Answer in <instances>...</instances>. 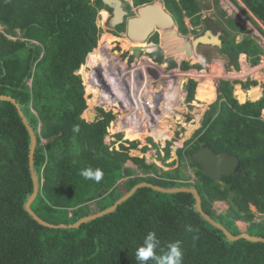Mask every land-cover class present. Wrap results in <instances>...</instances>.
<instances>
[{"label":"trees","instance_id":"obj_1","mask_svg":"<svg viewBox=\"0 0 264 264\" xmlns=\"http://www.w3.org/2000/svg\"><path fill=\"white\" fill-rule=\"evenodd\" d=\"M153 1L133 0V5L138 7ZM162 1L183 34H199L198 29L187 27L184 18L199 24L201 10L205 8L202 0ZM242 1L264 24V0ZM127 5L131 11L132 5ZM102 8L111 12V7L102 0H0V95L15 100H0V264H138L135 251L149 232H155L159 240L157 255L166 252L170 243L179 242L182 264H264V241L245 237L231 240L200 213L196 197L190 191L167 192L142 185L114 210L74 226L85 216L112 207L138 184L149 182L164 188H196L204 211L234 235L243 233L237 222L245 221L249 224L248 234L264 237V120L261 118L264 94L256 101L244 103L234 95L237 84L249 89L259 82L251 78L219 79L218 99L202 116L187 148L177 149L180 162L187 156L194 168L193 182H187L191 177L183 175L178 167L160 170L157 163L147 161L145 156H131V145L121 143L118 149L110 148L104 138L116 115L111 109L107 111L106 106V111L100 108L101 114L98 113L95 121L82 117L88 97L80 77L76 76V70L96 48L104 31L97 23ZM236 28L246 32L240 25L236 24ZM125 30L122 24L113 31ZM224 32L227 38L224 37L220 51L228 59V70L231 66L239 70L241 53L252 62H259L264 48L254 36L245 33L237 41L227 27ZM153 39L159 40L157 32ZM152 53L157 55L156 61L162 60L160 48ZM107 57L111 59L109 53ZM97 59L93 51L88 63L94 62L92 68L100 75ZM102 60L104 66L111 63ZM145 60L152 66L150 59ZM121 73L124 72L116 77ZM91 83L88 86L91 94L97 91V85L103 84ZM196 84L190 79L186 87L190 97L188 108L199 107L204 101L209 103L216 96L215 86L207 81L195 95ZM175 86L183 93L181 82ZM117 91L115 99L125 101L119 107L133 105V99L125 97L122 90ZM238 91L243 98L242 90ZM99 94L106 97L102 88ZM172 104L168 102L167 106L171 107L156 111L153 122L161 114L172 112L175 109ZM144 109L149 111L147 105ZM21 111L37 138L33 167L39 190L31 209L44 221L57 226L39 222L26 208L34 192L30 164L32 136ZM129 114L128 111L115 123L118 128L122 125V131L115 133L114 142H121L123 129L133 122ZM147 122L146 129L143 125L142 130L127 132L125 136L129 134L128 139L135 144L147 140L158 145L155 139H160L162 145L168 138L167 129L156 133L152 131V122ZM170 143L164 147L167 158L171 153ZM204 144L215 152L236 154L241 172L220 179L206 174L192 158V153ZM148 149L144 147L143 151ZM129 160L143 174L129 166ZM88 167L102 169L103 179L100 182L84 179L80 172ZM218 201L228 203L226 212L218 213L214 209ZM91 203L96 210H92ZM251 205L262 215L261 221L255 220ZM147 264L156 262L149 260Z\"/></svg>","mask_w":264,"mask_h":264},{"label":"rangeland","instance_id":"obj_2","mask_svg":"<svg viewBox=\"0 0 264 264\" xmlns=\"http://www.w3.org/2000/svg\"><path fill=\"white\" fill-rule=\"evenodd\" d=\"M125 2H130L132 4L133 0H126ZM201 2L203 5H205V8L201 10V22L195 25L191 23L190 18L185 17L184 20L187 22L186 24L188 28L198 29L199 34H202L206 29H210L215 26L213 30L223 31L224 37L227 38V34L224 32V28L227 27V29L232 31L231 35L235 37L237 41L242 40L245 33L250 34L254 36L262 48H264V24L258 20L257 17L248 9V6L244 1L202 0ZM132 8L133 9L129 11L131 13L130 15H132V12H137L138 9L136 6ZM108 14V11L104 8L99 10L97 23L99 26L104 28V31L102 32L98 44L93 51H96V55L98 57L96 61L98 66L100 63H103V58L110 61L111 66L110 64H107L106 66L102 67V70H98V73L100 74V76H98L97 71L93 70L92 68V64L94 62L88 63L87 56L84 62L85 67L82 65L76 70V76H78V78L80 77L81 85L83 86L84 92L88 97L87 102L90 104V106H88L83 112L82 117L86 118V120H91L92 117L90 116L89 112L92 111L93 106L95 108L94 112H96L97 115L98 113L101 114L100 108L106 111L108 107L109 109L107 111L111 109V111L116 115L115 120H113L110 123L109 128H107L104 138L105 142L110 146V148L118 149L120 148L121 143L127 146L131 145L133 147L130 152L131 156H145L147 161L157 163L162 168L160 170H175L178 167L180 168V171L183 175L191 177V179L186 180L187 182L195 181V171L194 168L189 164L190 162L188 157L186 156L185 161L181 163L178 158L177 149L187 148V142H189L188 140L192 138L194 131L200 126L202 116L208 110L210 104L218 99V95L216 94L215 99L212 102H202V106L200 104L199 107L188 108L187 103L189 102L190 97L186 87L189 84L190 79L197 82L195 95L198 94L199 88L206 84V81L210 86L214 85L215 90H217L218 81L221 78L246 81V78L252 77L255 80L260 81V83L262 82L261 86L259 84L256 86H251L248 89V92L247 89H242L244 94L243 98L239 93L240 91H238L240 86L237 84L236 87L238 88H235L234 94L237 98H240L241 100L244 99L242 101L238 99L243 103L249 100L248 95H246L247 93L251 94V98L255 94L258 95L260 92L258 87H262V84L264 83V53L261 54L259 62H253V64L247 61L248 58L245 55H242L241 58H239V60H241L239 61L241 62L239 63V70H227V57L220 51L219 47L215 48V46L211 44H204L200 46L197 48L196 52H193L192 56H187L185 53L178 54V56H180L178 57V62H163L165 53L162 55V60L157 62L155 61V57L157 55H152L154 54L152 52H155V50L150 52L148 50H144L140 56L135 55L132 50V46L134 44H129V39H127L125 31L121 32L119 36L114 35L113 27L110 24V19H108ZM236 24L244 27L246 32L244 33L237 29ZM175 28L179 31V35L183 36L185 39L191 40V38L194 37V35L191 33H180L178 24ZM0 29H2V26H0ZM152 36L155 37L156 34ZM153 37H151L150 40L158 43L162 35L161 33H158L159 41H156V39L154 40ZM172 40L174 39L169 38L168 42ZM148 43L152 42L148 40ZM107 53L110 54V60L107 57ZM130 56L134 57L132 59H128ZM146 58L152 61L150 62V65L152 66H149L147 65L148 63H145L147 61L145 60ZM115 59L116 61H114ZM242 60L245 62H242ZM185 64L187 68L186 66L184 67ZM107 66L108 69L106 68ZM232 67L233 66L230 68ZM134 69L138 70L137 73L134 71ZM154 69H156V73L154 72ZM107 70H109V72H107ZM118 70L119 72H124L121 73L122 75H120L119 78L116 77V75L119 74V72L116 73ZM91 73L97 75L93 76ZM94 77H97V79ZM93 80L103 84L100 86L97 85V91L91 94L88 86L92 85L91 81ZM127 82H129L130 88L127 87ZM179 82H181V87L184 90L183 93H181L180 88L177 90L175 86L176 84L179 85ZM99 88L105 90V98L102 97V95L100 96ZM117 89L122 90L125 94V97L129 96V98H132L133 105L126 104L125 106L121 105L119 107V105L124 104L125 101L119 102L117 97L115 99V96H118ZM176 92L178 94L177 97ZM168 102H172V106H174L175 109L172 110V112L161 114L160 119H157V121L159 120V123L157 121L156 123L155 121L153 122L152 117L155 118L156 110L158 112L165 110L162 109V107L166 108ZM146 105L149 107V111L151 112H147L144 109ZM130 106V110H127ZM141 107L143 108V111ZM128 111L132 116V123L134 124L131 123L130 126L123 129L124 132L122 133L124 136L121 138V142H114L116 140L115 133L122 131V125H120L118 128L117 124L115 123L119 121L121 117H124ZM190 115L192 116L191 119ZM196 115H199V117H196ZM140 118L143 120L142 124H139L141 121ZM148 120L152 122L150 123L152 124V127H154L152 131L156 133L159 131H164L162 128L167 129L166 132L168 133V138L164 139L162 145L159 143L160 139L156 140L155 138L154 139L158 145L150 141L146 142L147 140H145V142H139L138 144H135L134 142H131L130 139H128L130 136L129 134L125 136V133L127 132L136 133L142 130L141 127L143 125L144 129H146L149 124L147 122ZM169 141L172 142L169 144L171 147V153L167 158L164 147L168 145L167 143ZM45 142L46 140H43V143ZM144 147H148L149 149L144 152ZM127 164L135 168L138 173L143 174L142 170L132 160H129ZM90 206L93 208L92 210L97 209L94 203H91ZM213 207L214 209H217L218 213H221L224 211L226 212L229 205L226 201H219L215 202ZM251 208V210L255 212V220L261 221L262 215H260L257 208L254 205H251ZM237 224L243 233H247V228L249 226L247 222L238 221Z\"/></svg>","mask_w":264,"mask_h":264},{"label":"water","instance_id":"obj_3","mask_svg":"<svg viewBox=\"0 0 264 264\" xmlns=\"http://www.w3.org/2000/svg\"><path fill=\"white\" fill-rule=\"evenodd\" d=\"M104 4L111 7V17L110 24L113 28L116 26L125 24L126 35L131 41L136 43L147 42L148 39L153 35L154 32L160 31L162 37V42L160 46L170 57H166L164 60L170 62L172 58L177 61L178 57L174 56L179 53L185 52L187 56L193 55V49H196L200 44H211L213 46L221 47L223 44V33L222 31H214L213 29H207L204 33L197 35L192 41L185 39L183 36L179 35L178 30L175 28L177 26V21L174 15L166 8L162 0H154L153 2L142 4L138 7L136 14L130 15L129 11L126 9L125 0H102ZM169 38L174 40L169 41ZM156 46V45H155ZM135 55L139 56L142 47L133 46L132 48ZM1 99H9L15 102V100L7 95H0ZM19 107V104L16 103ZM23 116V121L29 129L32 136V146L30 154V164L31 172L34 181V192L32 196L26 203L27 210L34 216L39 222L50 225V224L40 218L32 209L31 203L36 198L39 190V182L36 172L33 167L34 162V152L37 143L36 134L27 121L24 113L21 111ZM95 115H92V121L95 119ZM192 158L204 169L205 173L214 179H220L224 175H237L241 172V163L238 156L234 153L227 151L215 152L208 144L202 145L198 150L192 153ZM149 185L156 189L174 192V191H190L194 193L197 200V208L200 213L207 218L212 224L219 227L224 231V233L231 239L237 240L239 238L245 237L252 241H264V237L253 236L247 233H242L239 235H234L230 232L224 225L213 219L209 214H207L202 207L201 196L196 188L191 187H177V188H164L158 185H154L149 182H143L135 186L129 193L119 199L112 207L92 215L85 216L79 220L74 226L80 225L89 219L95 218L97 216L103 215L107 212L114 210L122 201L128 198L139 186ZM66 226V225H61Z\"/></svg>","mask_w":264,"mask_h":264},{"label":"clouds","instance_id":"obj_4","mask_svg":"<svg viewBox=\"0 0 264 264\" xmlns=\"http://www.w3.org/2000/svg\"><path fill=\"white\" fill-rule=\"evenodd\" d=\"M126 1V0H125ZM130 3V2H127L126 5ZM131 4V3H130ZM132 7H134L133 3L131 4ZM140 6V5H139ZM138 6V7H139ZM127 9H128V5H127ZM133 9V8H132ZM131 9V10H132ZM108 11V10H107ZM128 11H130L128 9ZM110 11H108L109 13ZM129 14H131L129 12ZM132 14H134V12H132ZM109 15V14H108ZM111 17V16H110ZM110 17L108 16V19H110ZM116 28V27H115ZM104 29V28H103ZM179 32V31H178ZM121 32L119 33H115L113 31V34L114 35H118L120 34ZM125 33H126V30H125ZM157 33H160L159 31H157ZM181 33V31H180ZM191 34L195 35L194 33L190 32ZM199 35V34H196V36ZM119 36V35H118ZM127 36V35H126ZM194 36V37H196ZM191 38V40L189 41H192L193 38ZM129 39V38H127ZM150 41V39H148ZM148 40L147 42H143L144 44H148ZM223 40H224V37H223ZM129 41L133 44H143V43H136V42H133L129 39ZM159 41V40H158ZM152 43H149L148 46H141L142 47V51L144 50H148L149 52L150 51H154V50H157L158 48H160L163 53H165V57H170L166 54V52L163 50V48L160 46V43L162 41H159L158 43H156L155 41H150ZM155 42V43H153ZM156 45V46H155ZM134 46V45H133ZM132 46V48H133ZM137 46V45H136ZM222 47V46H221ZM95 49V48H94ZM141 51V53H142ZM195 51V49H193V52ZM92 52V51H91ZM89 52L87 56H89V54L91 53ZM140 53V55H141ZM182 53H185V52H182ZM180 54V53H179ZM186 54V53H185ZM244 54L246 57L247 55L245 53H241L240 55ZM139 55V56H140ZM182 55V54H181ZM174 56H177V57H180L177 55H174ZM248 58V57H247ZM249 59V58H248ZM247 61L251 62V64H253V62L249 59ZM118 60V59H117ZM156 61V60H155ZM165 60H163L164 62ZM173 62H178V60L176 61L174 58L171 60ZM158 62V61H157ZM166 62V61H165ZM84 64V63H83ZM82 64V65H83ZM106 64H110L111 66V63L109 62H106ZM81 65V66H82ZM100 70H102V67H104V63H100V65L98 66ZM187 70V69H186ZM97 79V77L95 78ZM130 88V87H128ZM132 99V98H131ZM75 130V129H74ZM80 175L86 179V180H94L96 182H100L103 177H104V172L102 169L100 168H91V167H88V168H85V169H82L81 172H80ZM219 202V201H218ZM189 231H192L191 228H189ZM159 246V240L156 236V233L155 232H149L143 239V243L136 249L135 251V258L136 260L138 261V264H147V262L149 260H154L156 262V264H182V260H183V252H182V249L180 247V243L179 242H174V243H170L168 245V249L166 252H164L162 255H157L156 253V250Z\"/></svg>","mask_w":264,"mask_h":264},{"label":"crops","instance_id":"obj_5","mask_svg":"<svg viewBox=\"0 0 264 264\" xmlns=\"http://www.w3.org/2000/svg\"><path fill=\"white\" fill-rule=\"evenodd\" d=\"M186 18H189V17H186ZM187 23V22H186ZM219 48H221V47H219ZM242 55H244V54H242ZM242 55H240V57L239 58H241V56ZM228 60V59H227ZM239 61H241V60H239ZM242 62H245L244 60H242ZM247 62V61H246ZM146 63H148L147 61H146ZM239 63H241V62H239ZM228 64V63H227ZM239 67H240V64H239ZM243 67V66H242ZM227 69V68H226ZM240 69V68H239ZM228 70V69H227ZM230 70H237L235 67H232ZM242 73H243V71H242ZM245 77V76H244ZM252 78V77H251ZM246 79H248V78H246ZM253 80H255L254 78H252ZM235 80H237V79H235ZM258 81V80H257ZM259 82V85L261 86V83H260V81H258ZM237 86V85H236ZM235 88H238V87H235ZM240 88V90H242L243 88H241V87H239ZM259 88V90H260V92L258 93V95L257 94H255V95H253L252 96V98H251V94H246V95H248V98H249V100H253V101H256V100H258V99H260L262 96H263V94H264V89H263V87H258ZM244 90V89H243ZM184 91V90H183ZM247 92H248V89H247ZM196 94V93H195ZM216 94L218 95V88H217V90H216ZM235 95V94H234ZM235 97H236V95H235ZM237 98V97H236ZM215 99V98H214ZM213 99V100H214ZM237 99H239V98H237ZM212 100V101H213ZM240 100V99H239ZM211 101V102H212ZM205 102V101H204ZM246 102V101H245ZM205 103H208V102H205ZM242 103V102H241ZM244 103V102H243ZM87 104H89V102H87ZM201 105H202V103H200ZM199 104V105H200ZM88 106H90V104L88 105ZM95 106H97V105H95ZM167 107V106H166ZM169 107V106H168ZM171 107V106H170ZM99 108V107H98ZM97 108V109H98ZM90 109V108H89ZM159 109V108H158ZM162 109H164L163 107H162ZM94 110H95V108H94V106L92 107V111H90L89 113H90V116L92 117V115H95L96 117H95V119L93 120V121H95V120H97L98 119V115H97V113L96 112H94ZM157 111V110H156ZM88 121H92V119L90 120V119H87Z\"/></svg>","mask_w":264,"mask_h":264},{"label":"flooded vegetation","instance_id":"obj_6","mask_svg":"<svg viewBox=\"0 0 264 264\" xmlns=\"http://www.w3.org/2000/svg\"><path fill=\"white\" fill-rule=\"evenodd\" d=\"M126 9H127V5H126ZM127 10H128V9H127ZM134 14H136V12H134ZM134 14H132V15H134ZM110 16H111V12H109V17H110ZM213 26H214V25H213ZM214 28H215V26L212 27V28H210V29H214ZM113 30L115 31V28H113ZM206 30H207V29H206ZM206 30H205V31H206ZM205 31H204V32H205ZM220 31H221V30H220ZM156 32H157V31H156ZM156 32H154L153 35L156 34ZM204 32H203V33H204ZM118 33H119V32H118ZM222 33H223V31H222ZM125 34H126V33H125ZM118 35H119V34H118ZM194 36H196V35H194ZM151 37H153V36H151ZM151 37H150V39H151ZM223 37H224V33H223ZM150 41H151V40H150ZM160 41H162L161 37H160ZM202 45H204V44H200L197 48H199V47L202 46ZM215 47H217V46H215ZM197 48L195 49V52L197 51ZM127 54H128V51H127ZM131 57L133 58L134 56H131Z\"/></svg>","mask_w":264,"mask_h":264},{"label":"bare ground","instance_id":"obj_7","mask_svg":"<svg viewBox=\"0 0 264 264\" xmlns=\"http://www.w3.org/2000/svg\"><path fill=\"white\" fill-rule=\"evenodd\" d=\"M102 12H103V11H102ZM148 44H149V43H148ZM136 45H137V46H140V45H141V46H147V45L144 44V43H143V44H134V46H136ZM208 46H209V45H208ZM215 48H216V47H215ZM146 51H147V50H146ZM173 58H174V57H173ZM173 58H172V59H173ZM97 66H98V64H97ZM98 76H100V75H98ZM93 81L95 82V80H93Z\"/></svg>","mask_w":264,"mask_h":264},{"label":"built area","instance_id":"obj_8","mask_svg":"<svg viewBox=\"0 0 264 264\" xmlns=\"http://www.w3.org/2000/svg\"><path fill=\"white\" fill-rule=\"evenodd\" d=\"M263 81H264V75H263ZM261 118L264 120V106H263L262 111H261Z\"/></svg>","mask_w":264,"mask_h":264}]
</instances>
